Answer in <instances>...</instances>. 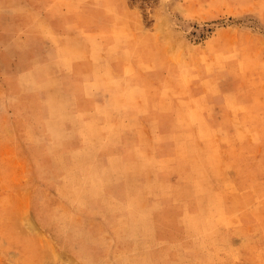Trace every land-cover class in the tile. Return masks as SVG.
I'll use <instances>...</instances> for the list:
<instances>
[{"label": "rangeland", "instance_id": "obj_1", "mask_svg": "<svg viewBox=\"0 0 264 264\" xmlns=\"http://www.w3.org/2000/svg\"><path fill=\"white\" fill-rule=\"evenodd\" d=\"M0 264H264V0H0Z\"/></svg>", "mask_w": 264, "mask_h": 264}, {"label": "crops", "instance_id": "obj_2", "mask_svg": "<svg viewBox=\"0 0 264 264\" xmlns=\"http://www.w3.org/2000/svg\"><path fill=\"white\" fill-rule=\"evenodd\" d=\"M80 18H82L80 21H79V23L81 24H83L84 25V21H83V17H80ZM45 20L46 21H51V17H45ZM81 24V25H82ZM85 24H86V27H87V29H94L95 28V26H93L92 25V23H90L89 21H87V22H85ZM54 28H55V30L56 31H58L59 29H61V27L59 26V25H57L56 24V22H54ZM66 28V27H65ZM65 30V31H64ZM63 31H64V33H67L68 35H72L73 34V32L71 31V30H68V28H66V29H64ZM71 47V46H70ZM116 72V71H115ZM119 74V73H118ZM120 75V74H119Z\"/></svg>", "mask_w": 264, "mask_h": 264}]
</instances>
